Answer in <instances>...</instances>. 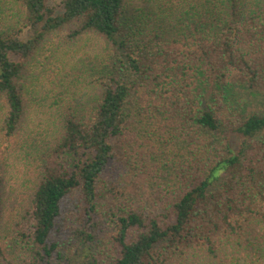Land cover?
Here are the masks:
<instances>
[{"label":"trees","instance_id":"obj_1","mask_svg":"<svg viewBox=\"0 0 264 264\" xmlns=\"http://www.w3.org/2000/svg\"><path fill=\"white\" fill-rule=\"evenodd\" d=\"M0 264H264V0H0Z\"/></svg>","mask_w":264,"mask_h":264},{"label":"rangeland","instance_id":"obj_2","mask_svg":"<svg viewBox=\"0 0 264 264\" xmlns=\"http://www.w3.org/2000/svg\"><path fill=\"white\" fill-rule=\"evenodd\" d=\"M48 4L50 6H57L59 8L60 6V0H48ZM94 43L92 42H88L87 45H83V42L80 43V45H82V49L80 51H87L89 48H88V45L90 47V45L92 46ZM43 95V91L39 92V93H33L32 92V96H33V99L31 101V104H30V117L32 118V120H29L30 124H31V127L34 128V127H39V119H42L43 118V115H42V112L44 111V109L46 110V107L48 106V101L44 98V99H41ZM45 106V107H44ZM42 126V124H41ZM147 128V126H145ZM239 141H240V138L236 135V134H232L229 138V146H230V151L231 153H235L236 150L238 149L239 147ZM10 163V166H9V169L7 171V176L10 177V179H8L11 183L13 182L15 184L16 180H17V173H16V169H17V165L16 163L20 164V162H17L16 159L13 157V156H9L8 157V161ZM125 170H128L127 167L125 168ZM124 170V171H125ZM129 172H127V175H129V179L132 178V175L134 176V174H136L133 170H128ZM131 176V177H130ZM148 177V176H147ZM122 179V181H121ZM149 181L147 182V184L149 186H151V191L152 190H155L158 186H160V183L162 185H164V181H162V178L159 177V178H152L155 182L153 183L152 182V179L151 178H148ZM105 181H111V184L112 185L114 183L115 186H117L118 188H120L121 190L122 187L121 185H127L129 186H132L134 183L133 182H130V180H128V178H126L125 176L123 178L120 177V169H118L117 167L113 168V171H111V174L110 175H107L104 179ZM136 186V185H134ZM162 187V186H160ZM131 188H134V187H131ZM130 188V189H131ZM137 188V187H135ZM68 241L70 240L68 236L65 237ZM72 249V248H70ZM69 249V250H70Z\"/></svg>","mask_w":264,"mask_h":264}]
</instances>
